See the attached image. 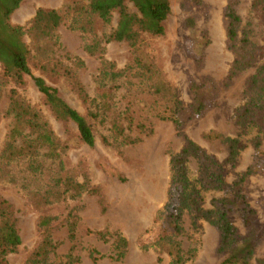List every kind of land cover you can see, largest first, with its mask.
<instances>
[{
	"label": "rangeland",
	"instance_id": "rangeland-1",
	"mask_svg": "<svg viewBox=\"0 0 264 264\" xmlns=\"http://www.w3.org/2000/svg\"><path fill=\"white\" fill-rule=\"evenodd\" d=\"M228 2L170 0L164 33H141L134 52L125 42L103 41L116 26L117 10L104 23L89 12L87 0L21 1L9 23L24 30L32 74L57 88L58 94L86 118L94 144L82 142L74 123L54 115L30 77L17 83L3 75L0 63V153L12 124L6 114L12 89L38 112L59 144L54 158L46 149L39 150L37 170L29 168L27 157L9 162L0 157V199L11 205L21 239L16 251L7 254L5 264H23L36 250L44 236L38 225L42 216L55 217L49 232L54 241H60L55 260H64L71 246L65 226L69 212L77 218L73 254L79 261L75 264H94L91 249L99 255L96 264H169L166 253L154 247L144 249L140 243L151 242L164 228L158 214L168 201L170 154L179 152L187 138L215 158L228 185L248 167L254 171L236 186L253 211L251 224L244 222L238 210L228 212V219L238 235L253 232L258 237L249 264H264V121L259 132L253 126L243 134V147L233 166L224 162V143L204 137L211 130L236 135L235 114L248 99L247 82L258 75L264 63V17L252 7L253 0H237L233 8L242 20L238 39L248 33V49L254 48L256 56L249 67L232 70L236 56L227 36ZM37 8L58 9L64 17L49 40L32 41L26 32ZM128 8L134 10L129 3ZM95 40L100 41L98 50L89 53L86 46ZM136 53L150 72H137ZM102 60L115 70L128 69L115 81L101 82ZM73 80L83 86L87 102L82 101ZM107 89L109 107L104 111L98 109L97 101L99 93ZM197 96L203 100L199 113L192 109ZM125 109L132 116L131 122L125 118ZM169 116H177L179 126ZM138 123L145 126L144 131ZM115 125L123 128V136L116 134ZM255 136L260 142L257 150L252 142ZM188 169L190 176L196 174L193 159ZM65 180L82 183L85 190L72 197L65 191ZM225 191L232 190L205 192L202 206L211 207L212 198ZM182 219L184 246L196 248L186 264H220L224 256L219 251L216 226L207 220L193 225L185 214ZM100 230L119 232L127 239V252L120 261L112 258L113 237L103 241L95 233Z\"/></svg>",
	"mask_w": 264,
	"mask_h": 264
},
{
	"label": "trees",
	"instance_id": "trees-1",
	"mask_svg": "<svg viewBox=\"0 0 264 264\" xmlns=\"http://www.w3.org/2000/svg\"><path fill=\"white\" fill-rule=\"evenodd\" d=\"M21 1L0 0V63L3 75L9 76L17 83H24L26 76L30 77L54 115L63 121L74 123L81 141L92 146L94 134L86 118L58 94L57 88L47 84L44 78L35 76L31 72L29 66L31 51L23 41L24 30L21 26L9 23L11 14L19 7ZM87 1L89 12L96 14L104 23H108L111 12L117 10L116 26L108 35H104L103 41L105 44L112 41L125 42L134 52H137L136 46L141 33L146 32L155 35L164 33L163 22L170 13V0ZM236 1L229 0L225 12L228 20L227 36L234 47L236 56L232 64L234 72L252 65L256 56L254 48L248 49L250 44L248 33H244V37L238 39L242 20L233 8ZM128 3L133 6V11L129 10ZM252 7L264 17V0H253ZM63 22L64 17L58 9L37 8L26 32L32 41L49 40L54 37V31ZM237 41H240L238 46L236 45ZM99 42V40H95L86 46L87 51L95 53L98 50ZM134 62V67L138 68L137 72L140 70L150 72V67L142 63L137 53ZM127 69L115 70L111 63L102 60L101 82L104 80L115 81L125 75ZM257 74L247 82L246 94L248 99L235 114L236 135H223L213 130L204 134L208 141L217 140L224 143L227 149L224 162L231 164V166L236 164L243 147L241 142L243 134L253 126L257 127L256 131L259 132L264 121V63L259 67ZM73 85L82 101L87 102L89 97L83 86L77 80H73ZM159 92L161 91L159 90ZM109 96L110 91L108 89L99 93L98 109L105 111L109 107ZM195 101L192 109L199 113L203 107V100L197 96ZM123 113H125V118L131 122L132 116L129 114V110L125 109ZM6 114L11 116L12 124L0 157L8 162L27 157L29 168L37 170L39 166L37 156L40 149H46V154L49 157L57 156L59 144L47 123L14 89L10 92ZM94 116H97V113ZM169 118L176 126H179L180 120L177 116H169ZM115 126L113 127L118 129L116 134L123 136V128L119 125ZM137 127L140 131L145 130V126L141 123H138ZM256 138V136L253 137L252 142L257 150L260 142ZM191 159L197 165L194 176L189 175L188 162ZM169 166L168 201L158 214V219L164 228L157 233L151 242L140 243V247L144 249L154 247L166 253L170 258L169 264H186L194 257L196 248L184 246L183 243V236L186 232L182 218L185 214L190 218L193 225L198 220H207L216 226L220 234L219 251L224 256L220 264H249L258 237L253 232L246 236L238 235L236 228L228 219V212L238 210L244 222L248 225L251 224L253 211L245 201L240 187H236L244 180L245 176L254 172L251 167H248L237 181L228 185L224 180L220 164L212 155L203 151L189 138L185 140L179 152L170 154ZM64 186L65 191H70L72 197L80 195L85 190L84 184L71 180H65ZM229 188L232 190L231 193L225 191L226 193L212 198L211 207L204 208L202 206L205 192L228 190ZM67 216L65 226L67 239L71 242V246L63 256L64 260L58 262L55 260L56 249L60 245V241H54L49 232V226L55 217L42 216L38 225L44 229V236L36 250L23 264H75L79 261V257L73 254L77 218L71 212ZM95 233L103 241H108V236L113 237L112 258L114 260L120 261L125 256L128 241L121 233L101 230L95 231ZM20 243L21 239L16 228L11 205L5 199H0V264L6 263L7 254L15 252ZM89 256L96 264L99 255L95 249L89 251Z\"/></svg>",
	"mask_w": 264,
	"mask_h": 264
}]
</instances>
